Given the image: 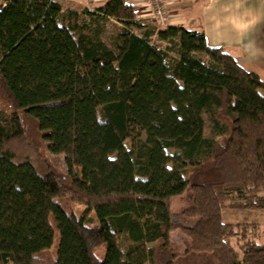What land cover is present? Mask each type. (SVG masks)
Returning <instances> with one entry per match:
<instances>
[{
    "label": "trees",
    "instance_id": "1",
    "mask_svg": "<svg viewBox=\"0 0 264 264\" xmlns=\"http://www.w3.org/2000/svg\"><path fill=\"white\" fill-rule=\"evenodd\" d=\"M223 208L264 209L263 79L128 0H0V264H264Z\"/></svg>",
    "mask_w": 264,
    "mask_h": 264
},
{
    "label": "crops",
    "instance_id": "2",
    "mask_svg": "<svg viewBox=\"0 0 264 264\" xmlns=\"http://www.w3.org/2000/svg\"><path fill=\"white\" fill-rule=\"evenodd\" d=\"M63 9L74 0H57ZM105 0H90V9ZM149 17L145 0H128ZM169 24L203 33L208 46H220L244 68L264 80V0H164Z\"/></svg>",
    "mask_w": 264,
    "mask_h": 264
},
{
    "label": "rangeland",
    "instance_id": "3",
    "mask_svg": "<svg viewBox=\"0 0 264 264\" xmlns=\"http://www.w3.org/2000/svg\"><path fill=\"white\" fill-rule=\"evenodd\" d=\"M76 2L71 1L72 5L78 9L89 8L79 0H74ZM165 2V1H164ZM93 9V8H92ZM150 21H148L149 23ZM150 25V24H149ZM163 26H161L162 28ZM121 28V24L113 19H106L104 21L103 30L100 34L101 39H103L106 43H110L111 39L117 33V31ZM154 42L156 40L154 37L151 38ZM128 140L125 141V145L128 146ZM48 157L52 161V163L60 168L64 169L63 156L61 154L54 155L47 153ZM72 175L75 181L81 183L79 168L74 167L72 171ZM189 204V198L187 195L181 194L179 196L173 197L170 201V207L173 210H178L179 208L185 207ZM74 210L79 212L80 205H74ZM82 208V207H81ZM221 220L222 222L227 223H238V222H257L260 224V235L256 237L257 240H264V209H235V208H223L221 210ZM262 233V234H261ZM182 234L179 231H174L171 233V239L174 241H180ZM56 238V236H55ZM97 254H101V251L98 250Z\"/></svg>",
    "mask_w": 264,
    "mask_h": 264
},
{
    "label": "built area",
    "instance_id": "4",
    "mask_svg": "<svg viewBox=\"0 0 264 264\" xmlns=\"http://www.w3.org/2000/svg\"><path fill=\"white\" fill-rule=\"evenodd\" d=\"M79 1H82L86 7H88L90 0ZM145 2L149 9V17L153 20L155 25L164 27L170 23L169 13L164 0H145Z\"/></svg>",
    "mask_w": 264,
    "mask_h": 264
}]
</instances>
